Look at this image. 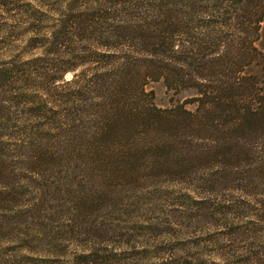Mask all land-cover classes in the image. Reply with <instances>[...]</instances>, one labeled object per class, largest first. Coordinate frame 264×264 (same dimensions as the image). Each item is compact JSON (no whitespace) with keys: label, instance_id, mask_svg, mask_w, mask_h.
<instances>
[{"label":"trees","instance_id":"1","mask_svg":"<svg viewBox=\"0 0 264 264\" xmlns=\"http://www.w3.org/2000/svg\"><path fill=\"white\" fill-rule=\"evenodd\" d=\"M14 14L21 53L0 66V182L25 175L0 202L21 190L27 210L47 215L48 190L55 208L113 207L139 172L164 168L191 187L192 210L234 204L237 231L221 240L241 238L239 264H264V0H29ZM159 79L193 94L159 109L146 90Z\"/></svg>","mask_w":264,"mask_h":264},{"label":"rangeland","instance_id":"2","mask_svg":"<svg viewBox=\"0 0 264 264\" xmlns=\"http://www.w3.org/2000/svg\"><path fill=\"white\" fill-rule=\"evenodd\" d=\"M28 1L0 0V66L21 53L18 39L21 30L12 22L17 19L14 13L24 9ZM256 45L264 55V23ZM33 54L37 52L30 55ZM71 75L66 73L64 79ZM146 90L152 92L153 104L162 110L193 94L192 91L175 93L161 79L148 83ZM185 108L192 110L193 106ZM13 174L9 184L21 188L24 172L14 170ZM49 175V172L45 174L48 187L52 182ZM166 176L164 168L151 173L139 172L137 179L142 180L126 185V191L120 196L121 203L113 207L108 204L110 201L97 199L95 204L73 205L61 200L55 208L46 190L43 205L47 215L27 210L32 199L22 194L21 188L20 196L12 202H0V264H73L74 253L87 255L89 261L92 251V264H114L115 260L118 264H223V261L239 264L243 260L237 257L241 238L228 243L221 239L223 233L237 231L235 218L240 211L231 203L213 207L214 214L209 211L203 215L192 210L193 204L186 196L191 187L187 184L174 187L171 178ZM30 178L32 185L39 181L35 174ZM9 184L1 180L0 188ZM106 203L111 206L104 210ZM94 207L100 208L99 212L90 214ZM223 223L229 227L223 228ZM105 225L114 229L105 234L101 230Z\"/></svg>","mask_w":264,"mask_h":264}]
</instances>
